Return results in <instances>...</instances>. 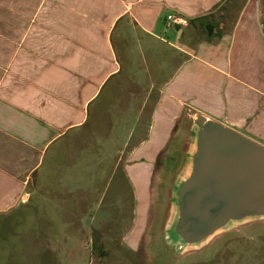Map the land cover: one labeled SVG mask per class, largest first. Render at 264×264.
<instances>
[{
  "label": "crops",
  "instance_id": "0c3cea01",
  "mask_svg": "<svg viewBox=\"0 0 264 264\" xmlns=\"http://www.w3.org/2000/svg\"><path fill=\"white\" fill-rule=\"evenodd\" d=\"M121 78L135 250L194 114L264 146V0H0V214L31 200L48 152Z\"/></svg>",
  "mask_w": 264,
  "mask_h": 264
},
{
  "label": "rangeland",
  "instance_id": "374dc122",
  "mask_svg": "<svg viewBox=\"0 0 264 264\" xmlns=\"http://www.w3.org/2000/svg\"><path fill=\"white\" fill-rule=\"evenodd\" d=\"M116 81L92 105L87 125L48 152L28 187L31 200L0 214V264H264V222L240 226L199 253L175 257L162 237L170 191L161 190L163 182L161 192L154 188L139 247H128L135 200L121 151L137 111L129 107V94L119 92L128 89L127 82L121 78L116 88ZM43 184L52 190L35 188ZM48 245L59 246V252L41 255Z\"/></svg>",
  "mask_w": 264,
  "mask_h": 264
},
{
  "label": "water",
  "instance_id": "95a60500",
  "mask_svg": "<svg viewBox=\"0 0 264 264\" xmlns=\"http://www.w3.org/2000/svg\"><path fill=\"white\" fill-rule=\"evenodd\" d=\"M207 30L212 35L213 28ZM176 154L161 186L170 189L162 237L175 257L199 253L218 236L264 222L263 145L197 113Z\"/></svg>",
  "mask_w": 264,
  "mask_h": 264
},
{
  "label": "built area",
  "instance_id": "2783aa9c",
  "mask_svg": "<svg viewBox=\"0 0 264 264\" xmlns=\"http://www.w3.org/2000/svg\"><path fill=\"white\" fill-rule=\"evenodd\" d=\"M169 19H173L175 22H177V21L180 22V23L182 22L181 19H176L175 17L174 18L173 17H169Z\"/></svg>",
  "mask_w": 264,
  "mask_h": 264
}]
</instances>
